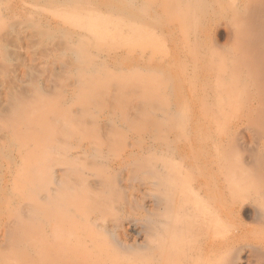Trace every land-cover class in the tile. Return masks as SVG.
I'll return each mask as SVG.
<instances>
[{
  "label": "rangeland",
  "instance_id": "374dc122",
  "mask_svg": "<svg viewBox=\"0 0 264 264\" xmlns=\"http://www.w3.org/2000/svg\"><path fill=\"white\" fill-rule=\"evenodd\" d=\"M171 168L202 203L181 226L211 224L150 247ZM164 240L264 264V0H0V264H157Z\"/></svg>",
  "mask_w": 264,
  "mask_h": 264
},
{
  "label": "bare ground",
  "instance_id": "6f19581e",
  "mask_svg": "<svg viewBox=\"0 0 264 264\" xmlns=\"http://www.w3.org/2000/svg\"><path fill=\"white\" fill-rule=\"evenodd\" d=\"M95 138H96V137H95ZM99 139H100V138H98V140H99ZM95 141H96V140H95ZM95 141H94V143H95ZM97 142H98V141H97ZM97 144H99V142H98ZM101 144H102V143H101ZM169 166H170V165H169ZM174 166H175V165H174ZM174 166H173V167H174ZM171 169H172V168H171ZM174 169H175V167H174ZM174 169H172L171 171H173ZM174 171H176V170H174ZM174 171H173V172H170V173H171L172 175H174V176H172L169 172H167V173L165 172L166 174L169 173L168 175H166V176L169 177V179L167 178L166 181H163V182L165 183V185H164V183H162V180H161L160 183L158 182L159 185H157V186H158V188H159V187L162 188V190H163V192H164V193H163L164 195H162V196H163L165 199L162 198V200H163V199H164V200H168V201H167L168 203L166 202V203L168 204V206H167L168 208H167V207L165 208V206H164V208H163V212H166L167 215H168L169 212L171 213L172 211H173V212L175 211V210H173V208H176V210H177L176 213H177L178 215H176L175 212H174L175 215H173L172 217H170V215H172V214L168 215V218H167V219L170 220V222H169V226H172L171 229H170V227H169L168 225H167V226L164 225L163 227L158 226V227H160V228H156V229H155L156 231H155V234H154V233L152 232L153 229L151 230L150 228H148V229H150L149 232H151V236H148V234H147V237H148V244L150 243L149 241H151L152 244H153V242H157V241H159L158 238H161V237L159 236V234H160L161 232H159V234H158V233H157V232H158V229H160L159 231H162L161 234H163V235L160 234L161 236H163L162 238L164 239V234L166 233V234H165V236H166L165 239H168L167 237H170V236H171V234H170V233H172L171 230H173L174 228H175L174 230H176V228L178 229L177 224L180 223L179 225L181 226V223H182V222L184 221V219H186V218H187V219L185 220L186 222L184 221V223H183L184 225H185V223H186V225H187L188 223H189V224H193L192 221L188 222V220H190V219H195V218H196V216L193 215V213H195L194 211H198V214H199V209L201 208L200 206L202 205V203L200 204V202H199V204H200L199 207H200V208H199L197 205H196L197 207H195V206H194L193 204H191V203H192V202L195 203L196 200H197V198H196L195 201H192L190 204H188L187 201H186L187 198H188V196H185V195H190V197H191V194H188V193L191 192V191H190V190L187 191L186 189H188V188L190 189V187L192 188V187H193V186H192L193 182L190 181L191 184L189 185V183H187V182H189V180H187L186 178H185L186 180H185L184 178H183V180H182V177H179V178L184 182V184L186 183V184H188V185L190 186V187H189V186L187 185V187H188V188H187V187H186V184L184 185L183 182H182L181 180H179V178L176 176V175L178 174L179 171H177V174H176V175L174 174ZM175 173H176V172H175ZM207 173H208V172H207ZM192 174H193V173H192ZM198 174H199V173H198ZM198 174H196V175H198ZM170 175H171V176H170ZM196 175H195V176H196ZM208 175H209V174H208ZM162 176H163V175H162ZM179 176H180V174H179ZM198 176H199V175H198ZM209 176H210V175H209ZM162 178H164V177H162ZM162 178H161V179H162ZM176 178H178L179 181H178ZM156 179H157V178H156ZM156 179H155V180H156ZM188 179H191V178H188ZM184 180H185L186 182H185ZM207 180H208V179H207ZM198 181H199V180H198ZM204 181H205V180H204ZM216 181H217V180H216ZM180 182H181V183H180ZM199 182H200V181H199ZM199 182H198V183H199ZM212 183H213V182H212ZM200 184H201V183H200ZM202 184H203V183H202ZM214 184H215V183H214ZM223 184H224V183H223ZM153 185H154V184H153ZM195 185H196V184H195ZM206 185H207V183L205 184V186H206ZM217 185H219V184H217ZM148 186H149V185H148ZM201 186H204V184H203V185H200L199 187H201ZM207 186H208V185H207ZM199 187H198V188H199ZM239 187H240V186H239ZM147 188H148V187H147ZM193 188H195V187H193ZM193 188H192V189H193ZM196 188H197V187H196ZM205 188H206V187H205ZM230 188H231V187H230ZM240 188H241V187H240ZM203 189H204V188H203ZM209 189H210V188H209ZM231 189H232V188H231ZM231 189H230V190H231ZM162 190L159 189L160 192H161ZM193 190H194V189H193ZM200 190H201V188H200ZM204 190H205V189H204ZM204 190H203V191H204ZM241 190H242V188H241ZM243 190H244V189H243ZM148 191H150V190H148ZM159 191L157 190V192H159ZM186 191H187V192H186ZM203 191H202V192H203ZM207 191L209 192L210 190H207ZM207 191H206V192H207ZM195 192H196V193H199V189H198V192H197V190L192 191L193 194H194ZM150 193H151V192H150ZM186 193H187V194H186ZM223 193H224V192H223ZM152 194H153V193H152ZM199 194H201V193H199ZM199 194H198V195H199ZM204 194H205V193H204ZM207 194H209V193H207ZM194 195H196V194H194ZM229 195H230V194H229ZM242 195H243V194H242ZM242 195H241V196H242ZM154 196H156V195H154ZM154 196H153V197H154ZM158 196H159V195H158ZM200 196H201V195H200ZM206 196H207V195H206ZM231 196H232V195H231ZM247 196H248V195H247ZM159 197H160V196H159ZM184 197H186V198L184 199ZM192 197L194 198L193 195H192ZM198 197H199V196H198ZM202 197H203V196H202ZM222 197H223V196H222ZM242 197H243V196H242ZM244 197H246V194H245ZM160 198H161V197H160ZM193 198H191V199H193ZM208 198H209V197H208ZM231 198H232V197H231ZM238 198H240V197H238ZM188 199H189V198H188ZM200 199H201V198H200ZM235 199H236V198H235ZM235 199H234V201H235ZM243 199H244V198H243ZM158 200H159V199H158ZM183 200H185V202H186L187 204L184 203ZM193 200H194V199H193ZM202 200H203V199H202ZM215 200H216V199H215ZM236 200H237V199H236ZM182 201H183V202H182ZM188 201H190V200H188ZM223 201H224V200H223ZM227 201H228V200H227ZM160 202H161V201H160ZM160 202H159V203H160ZM197 202H198V201H197ZM197 202H196V203H197ZM207 202H208V201H207ZM225 202H226V201H225ZM225 202H224V203H225ZM240 202H242V201H240ZM204 203L206 204V201H204L203 204H204ZM215 203H217V202H215ZM224 203H223V204H224ZM228 203H229V202H227V204H228ZM164 204H165V203H164ZM167 204H166V205H167ZM229 204H232V203H229ZM234 204H235V203H234ZM155 206H157V204H156ZM162 206H163V205H162ZM192 206H193V207H192ZM203 206H204V205H203ZM203 206H202V207H203ZM158 207H159V206H158ZM158 207H157V208H158ZM153 208H154V207H153ZM153 208H151V209H153ZM196 208H197L198 210H196ZM215 208H216V207H215ZM217 208H218V207H217ZM227 208L229 209V207H227ZM151 209H150V210H151ZM155 209H156V208H155ZM158 209H159V208H158ZM158 209H157V210H158ZM164 209H167V210L164 211ZM168 209H169V210L172 209V210H171V211H168ZM179 209H180V210H179ZM202 209H203V208H202ZM204 209H205V208H204ZM205 210H206V209H205ZM233 210H234V209H233ZM167 211H168V212H167ZM182 211H187L186 213H189V212H190L192 218H190V214H189V216H188V214H186V213H184V212H182ZM191 211H192V212H191ZM154 212H156V211H154ZM159 212H160V211H159ZM173 212H172V213H173ZM152 213H153V212H152ZM166 213H165V214H166ZM181 213L186 214V215L183 216V218H181V219L183 220L182 222L180 221V217H181V215H183V214H181ZM201 213H202V212H201V210H200V214H201ZM204 213H205V212H204ZM153 214H154V213H153ZM161 214H162V212H161ZM200 214H199V215H200ZM150 215H151V214H150ZM214 215H215V214H214ZM160 216H161V215H160ZM163 216H164V218L167 217V216L165 217L164 214H163ZM185 216H186V217H185ZM224 216H225V215H224ZM228 216H229V215H228ZM169 217H170L171 219H170ZM184 217H185V218H184ZM193 217H194V218H193ZM211 217H212V216H210V218H211ZM229 217H230V216H229ZM159 218H160V217H159ZM189 218H190V219H189ZM202 218H203V217H202ZM215 218H216V219H219V217H218V218L215 217ZM167 219H166V220H167ZM211 219H214V217L211 218ZM216 219H214V220H216ZM163 220H165V219H163ZM198 220H199V219H198ZM201 220H202V219H201ZM204 220H206V222H205ZM209 220H210V219H209ZM209 220H208V221H209ZM214 220H213V221H214ZM154 221H155V220H154ZM156 221H157V220H156ZM194 221H195V220H194ZM208 221H207V219H204V218H203V221H200V222H202V224L199 223V221H198L197 223H199V224H201V225H199V224H196V225H199L200 227H204V228H205V226H206V228H207V224H208V225L211 224V223H209ZM217 221H218V220H217ZM158 222H159V221H158ZM162 222H163V221H162ZM162 222H161V226L163 225ZM166 222H167V221H166ZM166 222L164 221L163 223L165 224ZM177 222H179V223H177ZM215 222H216V221H214V223H215ZM154 223H155V222H154ZM167 223H168V222H167ZM214 223H213V226H214ZM216 223H218V222H216ZM156 224H157V222H156ZM80 225H81V224H80ZM148 225L151 226L150 224H148ZM165 226H166V228H168V227H169V228L165 230ZM174 226H175V227H174ZM180 226H179V227H180ZM191 226H195V224H194V225H191ZM191 226L188 225V226H185V227H183V226H181V227H183V229L189 227L188 229H190ZM199 226H198V227L195 226V228H197V231H198V229H199ZM77 227H78V226H77ZM173 227H174V228H173ZM134 228H135V227H134ZM161 228H163V229L165 230V232H164L163 229H161ZM193 228H194V227H192L191 229H193ZM76 229H77V228H76ZM81 229H82V228H81ZM141 229H142V227H141ZM145 229H146V228H145ZM201 229H202V228H201ZM210 229H211V228H210ZM74 230H75V229H74ZM74 230H73V232H74ZM98 230H99V229H98ZM168 230L170 231V233L167 232ZM174 230H173V231H174ZM193 230H194V229H193ZM193 230H192V231H193ZM199 230H200V229H199ZM203 230H204V229H202V231H203ZM205 230H206V229H205ZM76 231H77V230H76ZM145 231H146V230H145ZM153 231H154V230H153ZM179 231H181V230H178V234H179ZM197 231H196V232H197ZM79 232H80V231H79ZM96 232H97V231H96ZM190 232H191V230H190ZM196 232H194L193 234L195 235ZM83 233H84V232H83ZM98 233H99V231H98ZM152 233H153V235H152ZM181 233H182V238H183V239H180V238H181V237H180V236H181ZM181 233H180V235H179V237H180L179 240H180V241H183V240H184V242H180L179 240H178V241H175L176 243L180 242V244H179V243L177 244V245H179V247H181L180 245H182V243H184V244H188L187 242L185 243V239H188V236H186L185 234L187 233V235H188L189 231H188V232L186 231V233H185L184 231H182ZM183 233H185V234H183ZM85 234H86V233H85ZM143 234H144V233H143ZM149 234H150V233H149ZM156 234H158V235H156ZM168 234H169V236H167ZM172 234H173V233H172ZM197 234H198V232H197ZM199 234H200V233H199ZM83 235H84V234H83ZM144 235H145V234H144ZM78 236H79V235H78ZM78 236L75 237V238L78 239ZM80 236H81V235H80ZM154 236H159V237L156 238V237H154ZM183 236H186L187 238H185V237H183ZM195 236H196V235H195ZM83 237H84V236H83ZM97 237H98V236H97ZM97 237H96V239H97ZM100 237H101V236H100ZM100 237H99V238H100ZM200 237H201V236H200ZM79 238H80V237H79ZM154 238H155V239H154ZM170 238H171V239H170ZM170 238H169V239L172 240L173 236L170 237ZM189 238H190V239L188 240V242H189V244H191V243H190V242H191V241H190V240H191V233H190V237H189ZM195 238H197V237H195ZM156 239H157V241H156ZM163 239H160V242H161V240H162V242H163ZM193 239H194V238H193ZM75 240H76V239H75ZM98 240H99V239H98ZM170 240H167V241L164 240V244H163V246L160 245V246H162L161 249H163V247H164L163 250H160V247L157 246V244H160V242H158V243H154V244H156V245H155V246H156L155 248L159 247V248H157V249H159V250L161 251L160 254H158V257H159V258H158L157 255H156V257H157L156 260L159 259V260H158L159 262H156L157 264H158V263L161 264L162 261L165 262V263L163 262L162 264H166V263H167V264H168V263L171 264L170 262H173V259H175L176 261H179V260H180V259L178 260V259H176V258H172V259L169 258L170 260H172V261L169 262V259H168V257H167L166 259H168V261H166V259H165L166 253H167V252H171V253H173V252H174V249H175V248L173 249V247H172V249H170L171 247H167V245L169 246V244H170ZM174 240H175V237H174ZM174 240H173V241H174ZM198 240H199V239H198ZM99 241H100V240H99ZM144 242H145V241H144ZM165 242H168V243L165 244ZM198 242H199V241H198ZM78 243H80V242H78ZM193 243H194V242H193ZM199 243H200V242H199ZM199 243H198V244H199ZM206 243H207V242H206ZM83 244H84V243H83ZM171 244H172V245H171ZM171 244H170V246H173L174 243H172V241H171ZM208 244L210 245V243H208ZM211 244H212V243H211ZM214 244H215V243H214ZM165 245H166V246H165ZM174 245H175V244H174ZM192 245H193V244H192ZM204 245H205V244H204ZM222 245H223V247H224V244H222ZM85 246H86V245H85ZM149 246L151 247V244H149ZM152 246H153V245H152ZM193 246H195V245H193ZM219 246L221 247V245H219ZM219 246H218V247H219ZM78 247H80V245H79ZM147 247H148V246H147ZM150 247H149V248H150ZM166 247H167V249H168V248H169V249H168V250L166 249L167 252L165 253L164 250H165ZM174 247H175V246H174ZM179 247H178V248H179ZM182 247L184 248V245H183ZM187 247H188V245H187ZM189 247H190V246H189ZM200 247H202V246H200ZM212 247H213V246L211 245V248H212ZM178 248H176L175 251H180V250H178ZM183 248H179V249H183ZM191 248H193V247H191ZM202 248H203V247H202ZM206 248H208V247H206ZM206 248H204V249H206ZM79 249H80V248H79ZM81 249H82V247H81ZM146 249L148 250V248H146ZM152 249H153V247H152ZM157 249H156V251H157ZM187 249H188V248H187ZM198 249H199V248H198ZM204 249H203V250H204ZM208 249H209V248H208ZM213 249H215V246L213 247ZM213 249H210V250L213 251ZM170 250H171V251H170ZM172 250H173V252H172ZM184 250H185V249H184ZM188 250H190V249H188ZM201 250H202V249H201ZM201 250H200V251H201ZM206 250H207V249H206ZM210 250H209V251H210ZM72 251H73V249H72ZM74 251H75V250H74ZM132 251H133V250H132ZM134 251H135V250H134ZM134 251H133V252H134ZM145 251H146V250H145ZM148 251H151V249L148 250ZM198 251H199V250H198ZM198 251H197V252H198ZM204 251H205V250H204ZM209 251L207 250V252H209ZM212 251H211V252H212ZM96 252H97V251H96ZM129 252H130V251H129ZM129 252H128V253H129ZM162 252H164L165 254L162 253ZM201 252L204 254L203 251H201ZM201 252H200V253H201ZM158 253H159V252H158ZM186 253H187V252H186ZM188 253H189V252H188ZM194 253H195V252H194ZM202 253H201V254H202ZM209 253H210V252H209ZM209 253H207L206 255H210ZM213 253H214V252H213ZM69 254H70V253H69ZM71 254H72V253H71ZM71 254H70V255H71ZM124 254H125V253H124ZM124 254H123V255H124ZM130 254H133V253H130ZM152 254L154 255V253H152ZM156 254H157V252H156ZM169 254H170V253H169ZM181 254H185V251H183L182 253L179 252V253H178V256H180ZM72 255H73V254H72ZM162 255H165V256H162ZM198 255H199V254H198ZM198 255H195V256L198 257ZM74 256H75V255H74ZM126 256H127V255H126ZM161 256H162V257H161ZM185 256H186V255H185ZM187 256H189V255H187ZM187 256H186V257H187ZM200 256H201V255H200ZM72 257H73V256H72ZM105 257H106V256H105ZM105 257H104V258H105ZM122 257H124V256H122ZM148 257H150V256H148ZM154 257H155V256H154ZM160 257L163 258L162 261H161ZM207 257H209V256H207ZM74 258H75V257H74ZM76 258H77V257H76ZM80 258H82V257H80ZM127 258H128V257H127ZM127 258H126V259H127ZM152 258H153V256H152L149 260H150V261L153 260ZM188 258H189V257H188ZM108 259H109V258H108ZM124 259H125V258H124ZM126 259H125V260H126ZM129 259H130V258H129ZM145 259H146V258H145ZM68 260H69V259H68ZM68 260H67V261H68ZM75 260H76V261H75ZM75 260H74V261L77 262V259H75ZM79 260H80V259H79ZM99 260H101V259H99ZM175 260H174V262H175ZM71 261H72V260H71ZM82 261H83V260H82ZM82 261H81L80 263H82ZM103 261H104V260H103ZM123 261H124V260H123ZM123 261H122V263H123ZM127 261H128V259H127ZM127 261H126V262H127ZM160 261H161V263H160ZM146 262H147V264L150 263V262H148V259H147ZM146 262H145V263H146ZM187 262H188V261H187ZM190 262H191V261H190ZM204 262H206V260H205ZM68 263H70V262L68 261ZM71 263H72V262H71ZM78 263H79V262H78ZM80 263H79V264H80ZM84 263H85V262H84ZM86 263L88 264V262H86ZM124 263H125V262H124ZM124 263H123V264H124ZM143 263H144V261H143ZM179 263H180V262H179ZM73 264H74V263H73ZM75 264H77V263H75ZM120 264H121V263H120ZM126 264H127V263H126ZM128 264H129V263H128ZM151 264H153V263H151ZM154 264H155V263H154ZM175 264H176V263H175ZM177 264H178V262H177ZM182 264H183V263H182ZM184 264H185V263H184ZM187 264H188V263H187Z\"/></svg>",
  "mask_w": 264,
  "mask_h": 264
}]
</instances>
